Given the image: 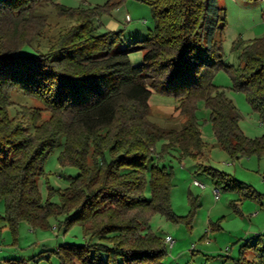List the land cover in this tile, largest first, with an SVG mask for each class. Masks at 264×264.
Listing matches in <instances>:
<instances>
[{"label":"trees","instance_id":"trees-1","mask_svg":"<svg viewBox=\"0 0 264 264\" xmlns=\"http://www.w3.org/2000/svg\"><path fill=\"white\" fill-rule=\"evenodd\" d=\"M44 1L69 25L46 52L25 53L48 25L47 16L36 10ZM123 1L86 10L53 0H0V201L5 202L0 221L15 232L23 220L51 228L54 219L66 231L80 225L86 241L49 250L59 264H163L168 244L153 232L150 219L156 212L177 217L171 206L172 168L159 160L173 148L182 156H203L206 142L195 112L199 99L210 109L218 142L232 156L264 152V134H244L241 112L213 82L224 66L226 19L218 0H138L151 7L154 26L134 46L121 47L123 30L101 31L94 19ZM235 48L241 49L240 64L227 66L233 88L246 94L264 123V36L239 40ZM136 49L144 51L140 64L130 58ZM14 90L43 107L23 105L11 116ZM154 90L176 97L186 116L181 128L151 121ZM55 149L62 165L79 172L63 189L48 186L50 194H59L58 201L44 200V163ZM201 165L215 183L234 187V177ZM246 246L255 259L247 260L242 249L236 264H264L261 239Z\"/></svg>","mask_w":264,"mask_h":264},{"label":"rangeland","instance_id":"rangeland-1","mask_svg":"<svg viewBox=\"0 0 264 264\" xmlns=\"http://www.w3.org/2000/svg\"><path fill=\"white\" fill-rule=\"evenodd\" d=\"M71 8L89 10L105 5L108 0H53ZM223 8L226 26L223 33L224 66L219 69L213 82L223 87L233 99L241 119L239 126L250 138L264 134V123L253 111L244 92L233 88V78L227 66L234 68L240 64V48L235 44L241 40L246 43L251 39L264 36V0H218ZM36 10L47 16L48 25L43 32L25 46L23 52H46L60 30L69 25L49 1L38 4ZM105 29L123 30L121 47L134 46L144 39L149 29L154 26L151 7L138 0H125L109 9L100 10L94 19ZM144 51L136 49L130 52L133 64L143 61ZM14 102L9 107L11 116L17 115L21 107L33 110L43 107L41 101L29 96L22 90L11 93ZM150 119L165 128H181L186 116L177 109L178 102L173 95L154 90L151 96ZM29 110V113L32 111ZM196 117L201 134L206 142V149L201 159L182 156L178 148L170 149L159 162L172 168L171 206L177 219H169L159 212L150 219L153 232L164 239L171 235L175 242L168 245L163 264H236L245 249V258L254 260V251L246 246L254 244L259 238L264 246V152L232 156L217 140L211 121V112L205 100L196 103ZM43 118L49 112L42 111ZM158 142L157 150H161ZM60 149L50 153L44 163L41 179V192L44 200H59V194H50L48 186L54 189L65 188L76 177L79 170L73 166H64L59 160ZM211 166L234 177L225 188L217 184L202 165ZM195 180L204 187L195 184ZM241 185V186H240ZM244 186V187H242ZM250 186L255 196L247 195ZM220 188L217 198L214 189ZM146 195H150L147 187ZM5 213V202L0 201V214ZM51 228L33 227L26 220L19 223L16 232L0 221V260L2 264H11L10 259H23L25 264H59V259L49 250H54L65 242L82 243L86 241L82 227L75 225L66 231L57 226L59 221L52 219ZM259 234L260 237H259ZM243 264H247L243 262Z\"/></svg>","mask_w":264,"mask_h":264},{"label":"built area","instance_id":"built-area-1","mask_svg":"<svg viewBox=\"0 0 264 264\" xmlns=\"http://www.w3.org/2000/svg\"><path fill=\"white\" fill-rule=\"evenodd\" d=\"M195 184L204 187V184L201 183V182H199V181H197V180H195ZM220 192L221 191H220L219 188H215L214 189V193H215V195H216L217 198L220 196ZM165 240H166L167 244L170 245V246H173V244L175 242L174 238L171 235H167L166 238H165Z\"/></svg>","mask_w":264,"mask_h":264},{"label":"crops","instance_id":"crops-1","mask_svg":"<svg viewBox=\"0 0 264 264\" xmlns=\"http://www.w3.org/2000/svg\"><path fill=\"white\" fill-rule=\"evenodd\" d=\"M4 225H5V223H4Z\"/></svg>","mask_w":264,"mask_h":264}]
</instances>
